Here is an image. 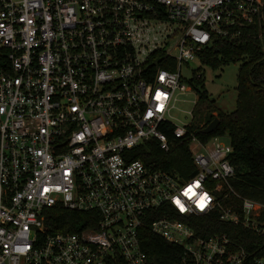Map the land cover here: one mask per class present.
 Returning a JSON list of instances; mask_svg holds the SVG:
<instances>
[{
	"label": "built area",
	"instance_id": "built-area-1",
	"mask_svg": "<svg viewBox=\"0 0 264 264\" xmlns=\"http://www.w3.org/2000/svg\"><path fill=\"white\" fill-rule=\"evenodd\" d=\"M263 24L264 0H0V264H148L146 230L184 264H243L249 253L226 233L201 236L189 221L215 212L264 235V200L230 186L227 135L203 141L193 118L177 126L170 112L191 89L184 64ZM170 126L189 140L191 176L135 157L151 141L169 153ZM55 207L94 212L95 225L50 232Z\"/></svg>",
	"mask_w": 264,
	"mask_h": 264
},
{
	"label": "trees",
	"instance_id": "trees-1",
	"mask_svg": "<svg viewBox=\"0 0 264 264\" xmlns=\"http://www.w3.org/2000/svg\"><path fill=\"white\" fill-rule=\"evenodd\" d=\"M261 27L244 29L241 38L230 41L216 38L211 47L200 52L197 57L204 64L212 67L239 64L236 85V106L231 112L211 110L196 124L192 120L189 132L206 141L216 135H227L233 147L230 162L235 175L230 179V186L240 196L255 200H264V48L259 34ZM158 66L170 72L176 71L175 61L165 59L157 54ZM155 68V66L153 67ZM188 85L195 91L199 101H207L209 95L205 90L202 75L193 74ZM197 103V101H196ZM220 123L211 134L202 130L214 119ZM173 126L166 130L174 145L167 154L161 153L154 141L137 148L135 157L144 160L162 161V168L177 173L182 177L195 174V168L189 152V140L173 139ZM233 202L237 199L232 196ZM46 226L50 232H77L93 227L94 212L66 211L55 207L45 211ZM183 218H181L182 220ZM264 220V214L262 216ZM186 221V220H185ZM188 222V221H187ZM189 224L201 236L214 233H226L233 241L241 245L249 257L243 264H255V258L264 255V235H257L241 226L221 222L214 212L211 215L193 218ZM141 248L148 264H184L183 250L149 231H144Z\"/></svg>",
	"mask_w": 264,
	"mask_h": 264
},
{
	"label": "rangeland",
	"instance_id": "rangeland-1",
	"mask_svg": "<svg viewBox=\"0 0 264 264\" xmlns=\"http://www.w3.org/2000/svg\"><path fill=\"white\" fill-rule=\"evenodd\" d=\"M264 48V38L262 39ZM239 64L221 65L212 67L204 64L196 56L188 64H184L181 69V74L188 84L193 74L203 76L205 90L209 98L207 101H199L196 93L192 88L183 94L177 95V101L172 108L170 115L172 122L177 126H183L191 122L196 124L203 116L211 110L216 112H231L236 106V85L237 72ZM197 101L194 104V101ZM221 141L228 143L227 136L222 137Z\"/></svg>",
	"mask_w": 264,
	"mask_h": 264
},
{
	"label": "water",
	"instance_id": "water-1",
	"mask_svg": "<svg viewBox=\"0 0 264 264\" xmlns=\"http://www.w3.org/2000/svg\"><path fill=\"white\" fill-rule=\"evenodd\" d=\"M219 123H220V121H219V119L218 118H214L203 130H202V133L203 134H206V135H208V134H211V133H213L216 129H217V127H218V125H219Z\"/></svg>",
	"mask_w": 264,
	"mask_h": 264
},
{
	"label": "snow or ice",
	"instance_id": "snow-or-ice-1",
	"mask_svg": "<svg viewBox=\"0 0 264 264\" xmlns=\"http://www.w3.org/2000/svg\"><path fill=\"white\" fill-rule=\"evenodd\" d=\"M188 191H189V193H190V192H191V189H189ZM205 195H206V194H205ZM202 201H203V198H202ZM177 203L179 204V201H177ZM199 206L202 208V207L204 206L203 202H201V203L199 204Z\"/></svg>",
	"mask_w": 264,
	"mask_h": 264
}]
</instances>
